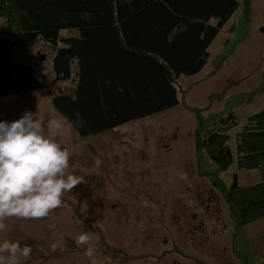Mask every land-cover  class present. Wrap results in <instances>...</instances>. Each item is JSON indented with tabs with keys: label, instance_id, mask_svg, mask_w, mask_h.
<instances>
[{
	"label": "rangeland",
	"instance_id": "rangeland-1",
	"mask_svg": "<svg viewBox=\"0 0 264 264\" xmlns=\"http://www.w3.org/2000/svg\"><path fill=\"white\" fill-rule=\"evenodd\" d=\"M237 1L239 6L231 23L226 22L218 32V38L211 42L205 67L195 76L183 77L178 82L180 77L176 81L180 97L178 107L91 136L86 144L76 135L66 134V131L73 132L65 121L58 138L71 153L68 171L83 177L84 182L64 194L62 206L56 209L57 216L51 211L47 217L27 224L23 219H7L6 230L0 231V243L7 239L19 242L22 247L29 246L32 249L29 262H36L46 252L48 240L61 239L62 244L68 241L67 246L71 249L74 225L83 226L81 232L94 222V237L99 238V224L108 218L109 223L122 224L123 231L126 230V235L133 241L148 247L156 242L160 244L164 238L177 240L178 246L184 249L185 244L204 241L206 252L197 251L199 258L202 253L208 258L203 257L202 264H264V217L234 230L235 218L226 200L233 175L240 187L252 186L261 179L258 169L237 166L234 135L250 115L264 108V33L259 32L264 23V0ZM4 29L6 22L0 19V31ZM55 50L40 40L29 49L15 50V61L30 67L44 88L8 92L1 96L0 121L12 122L25 111L37 113L45 126L50 119L60 118L54 112L51 100L61 92H72L74 75L67 80H55L52 69ZM229 113L240 121L230 132L229 145L234 160L227 170L217 171L201 149L196 154L195 134ZM131 131L135 133L128 135ZM112 147L129 153L132 150L130 155L133 157V151H136L142 155V160L134 163L135 169L128 163L124 166L107 160L113 178H93L96 171L91 172L92 166H105L97 156L111 157ZM91 148L98 151L92 153ZM115 153L119 154L118 151ZM127 175L133 179H126ZM75 207L78 213L72 211ZM93 208L100 209L89 213ZM130 210L138 211L140 227L129 222L133 216H124L123 212ZM193 213L198 215L196 221L191 219ZM158 214H167L163 217L164 227L154 225ZM113 217L115 221H112ZM213 218L220 225L219 229L208 227ZM199 221L204 223L201 231L189 233L186 230L188 222L194 226ZM181 224H185L183 233L176 230ZM230 243L235 253L231 251ZM83 247L81 252L85 251ZM58 252L56 246H50L44 255L59 261L63 255ZM170 255L177 259L175 264H192L173 253ZM153 258L151 254L149 262Z\"/></svg>",
	"mask_w": 264,
	"mask_h": 264
},
{
	"label": "trees",
	"instance_id": "trees-1",
	"mask_svg": "<svg viewBox=\"0 0 264 264\" xmlns=\"http://www.w3.org/2000/svg\"><path fill=\"white\" fill-rule=\"evenodd\" d=\"M238 6L237 0H0V19L6 22L0 31V97L44 88L30 67L15 61L16 49L40 40L56 49L55 80L74 75L72 92L51 100L73 132L66 134L82 139L142 121L180 105L176 81L201 72L211 42ZM76 113L83 116L81 126ZM239 123L229 113L197 130L196 154L201 149L217 171L227 170L234 160L230 132ZM234 141L237 166L261 175L247 187L232 177L226 200L237 230L264 217V108L244 121ZM115 150L111 157L97 156L105 166L93 165V178H113L107 160L116 163Z\"/></svg>",
	"mask_w": 264,
	"mask_h": 264
},
{
	"label": "clouds",
	"instance_id": "clouds-1",
	"mask_svg": "<svg viewBox=\"0 0 264 264\" xmlns=\"http://www.w3.org/2000/svg\"><path fill=\"white\" fill-rule=\"evenodd\" d=\"M76 116V125H83V116ZM65 119H50L45 126L37 113L25 111L17 120L0 121V231L6 230L9 218L47 217L62 206L65 193L84 182L83 177L69 173L71 153L58 138ZM82 140L86 144L91 136ZM208 227L219 229L220 225L213 218ZM92 240L93 233L83 230L75 237L77 247L86 246L84 255L89 260L97 253ZM31 252L29 246L5 239L0 243V264H21L22 259L31 258Z\"/></svg>",
	"mask_w": 264,
	"mask_h": 264
},
{
	"label": "flooded vegetation",
	"instance_id": "flooded-vegetation-1",
	"mask_svg": "<svg viewBox=\"0 0 264 264\" xmlns=\"http://www.w3.org/2000/svg\"><path fill=\"white\" fill-rule=\"evenodd\" d=\"M115 129H112L113 131ZM110 145V144H109ZM107 145V146H109ZM114 146V145H112ZM118 151L119 154H116L115 152ZM122 149H116L114 152V160L116 163H120L124 166L129 165V167L135 169L134 164H132V161H138L139 163L142 160V155L136 153V151H133V154L135 157L131 156L132 150L129 153L128 151ZM143 151V150H142ZM125 158L129 159V162ZM137 158V159H136ZM71 165V161H70ZM132 165V166H131ZM187 197V194H186ZM208 208V205H207ZM100 208H93L89 213L93 214L95 211H97ZM72 211L78 213L77 208H73ZM56 209L53 210V215L56 214ZM124 213V216L131 217L129 222H133L134 227H140L141 225L138 223L139 219V213L137 210H130L128 213ZM141 215V214H140ZM167 214H158L155 216V222L154 225H157L159 227L163 226V217ZM188 217V216H187ZM180 220V217H177ZM191 219L193 221H196L198 219V215L196 213H193L191 215ZM39 219H31L26 220L25 224L37 221ZM46 221V220H45ZM110 219L106 218L102 221L101 224H99V231L100 237L96 238L94 237L95 231L93 230V227L96 225L94 222L87 225L84 229L87 232L93 233V240L92 244L96 247L97 253L95 257L92 260H89L87 257H85L84 252H81L80 250H84V247H77L75 243V237L78 233H80V230L83 226L74 225L72 227V230L74 231L73 237H74V243L71 249L68 248L66 241V244H62L63 241L61 239H54V240H48L45 243L46 246V252L49 251L50 246H56L59 250V254L63 255L62 257H59V261H56L55 257H49L46 255H42L38 261L36 262H29L28 260H21V264H139L140 262H145L146 264H175L177 262L176 258H173L171 253L174 254V256H178L181 260L185 262L187 260L188 262L192 264H202V258L205 257V254H201V258L198 256L197 251L206 252L205 249V242L201 241L200 244H185V249L181 246H178L177 240H167L164 238L160 244L156 242V245H153L151 247L144 246L140 242L133 241L129 236L126 235V230L123 231L122 224L117 223H109ZM112 221H115V218H112ZM80 227V228H79ZM187 231L189 233H194L201 231L204 227V223L202 221H199L196 225L192 226L190 222L187 223ZM173 229L172 227H168ZM155 227L153 226L152 230H154ZM234 230H236L235 224H234ZM176 230L183 233L185 232V224L178 225L176 227ZM161 235V233H159ZM120 237H123L121 240ZM128 238L125 240V238ZM230 248L233 253L234 249L230 243ZM75 251V252H74ZM43 253V251H42ZM76 253V254H75ZM153 254L154 260L149 262V258ZM168 256H170L168 258ZM238 256V255H237ZM208 259L207 257H205Z\"/></svg>",
	"mask_w": 264,
	"mask_h": 264
},
{
	"label": "crops",
	"instance_id": "crops-1",
	"mask_svg": "<svg viewBox=\"0 0 264 264\" xmlns=\"http://www.w3.org/2000/svg\"><path fill=\"white\" fill-rule=\"evenodd\" d=\"M217 38H218V36H217ZM209 52H211V45H210V48H209Z\"/></svg>",
	"mask_w": 264,
	"mask_h": 264
},
{
	"label": "water",
	"instance_id": "water-1",
	"mask_svg": "<svg viewBox=\"0 0 264 264\" xmlns=\"http://www.w3.org/2000/svg\"><path fill=\"white\" fill-rule=\"evenodd\" d=\"M43 59V58H42ZM112 129V128H111Z\"/></svg>",
	"mask_w": 264,
	"mask_h": 264
}]
</instances>
